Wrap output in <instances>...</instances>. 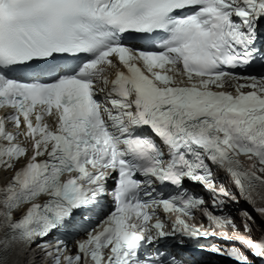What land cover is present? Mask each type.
<instances>
[{
	"label": "snow or ice",
	"instance_id": "snow-or-ice-1",
	"mask_svg": "<svg viewBox=\"0 0 264 264\" xmlns=\"http://www.w3.org/2000/svg\"><path fill=\"white\" fill-rule=\"evenodd\" d=\"M262 21L264 0H0V168L14 170L0 185V264L107 197L112 210L74 255L62 239L46 251L53 264H177L161 239H236L186 219L203 208L210 225L239 227L212 210L239 203L212 166L264 218V78L235 72L264 59ZM130 34L146 43L125 44ZM251 221L245 212L246 231ZM239 243L264 260V240ZM201 247L254 264L235 245Z\"/></svg>",
	"mask_w": 264,
	"mask_h": 264
},
{
	"label": "bare ground",
	"instance_id": "bare-ground-1",
	"mask_svg": "<svg viewBox=\"0 0 264 264\" xmlns=\"http://www.w3.org/2000/svg\"><path fill=\"white\" fill-rule=\"evenodd\" d=\"M20 163H21V161H20ZM12 173H13L12 170L0 168V185L5 184L6 181H8V179H9V177H10V175ZM259 219L264 223V218L259 217ZM254 232H256V231L254 230ZM22 256H23V254H20V256H19L20 261H24L25 260V259L22 258Z\"/></svg>",
	"mask_w": 264,
	"mask_h": 264
},
{
	"label": "rangeland",
	"instance_id": "rangeland-1",
	"mask_svg": "<svg viewBox=\"0 0 264 264\" xmlns=\"http://www.w3.org/2000/svg\"><path fill=\"white\" fill-rule=\"evenodd\" d=\"M256 227L258 228V226L256 225ZM253 230H255V228L253 229ZM256 231V230H255Z\"/></svg>",
	"mask_w": 264,
	"mask_h": 264
}]
</instances>
